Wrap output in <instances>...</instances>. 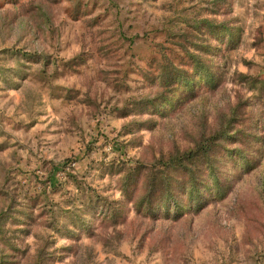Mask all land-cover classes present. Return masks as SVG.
Here are the masks:
<instances>
[{
    "label": "rangeland",
    "instance_id": "obj_1",
    "mask_svg": "<svg viewBox=\"0 0 264 264\" xmlns=\"http://www.w3.org/2000/svg\"><path fill=\"white\" fill-rule=\"evenodd\" d=\"M0 264H264V0H0Z\"/></svg>",
    "mask_w": 264,
    "mask_h": 264
},
{
    "label": "trees",
    "instance_id": "obj_2",
    "mask_svg": "<svg viewBox=\"0 0 264 264\" xmlns=\"http://www.w3.org/2000/svg\"><path fill=\"white\" fill-rule=\"evenodd\" d=\"M201 148H202V151L204 152V154H205V152L208 151L207 148H205V149L203 147H201ZM197 152H198V150H194V151L189 150L183 156L178 157V156L174 155V156L171 157L172 160L170 162H168L170 164L165 163L164 165H165V167L181 166L180 169H183V170H184V168L182 166H184L187 169V167H186V165L184 163V160H190L191 158H193L196 155ZM185 172H186V174L189 175V179H188L189 185H188V187L190 189V194H192L193 191L196 190V184H194V179L191 177L189 171L186 170ZM165 197L168 198V200H169V198L171 197V194H167V196H165ZM177 204H178V201H174V199H172V201H170L169 203H168V201H166V200L164 201L163 200V202L161 203L160 206H162L163 208L168 210L169 208L171 209L172 207L176 206ZM158 209H161V208H158Z\"/></svg>",
    "mask_w": 264,
    "mask_h": 264
}]
</instances>
